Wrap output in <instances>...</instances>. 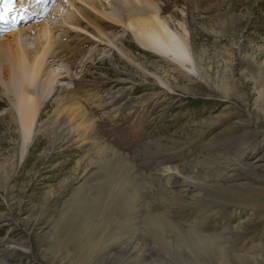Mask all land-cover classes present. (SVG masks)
<instances>
[{
	"label": "rangeland",
	"instance_id": "rangeland-1",
	"mask_svg": "<svg viewBox=\"0 0 264 264\" xmlns=\"http://www.w3.org/2000/svg\"><path fill=\"white\" fill-rule=\"evenodd\" d=\"M89 1L14 0L0 25L1 41L13 17L27 29L49 20L54 40L78 51L54 64L57 88L29 144L0 80V264H81L76 248L100 237L85 253L93 264H194L178 234L150 233L156 215L218 236L246 255L241 264H264V209L252 200L264 196V0H149L144 8L187 43L186 66ZM131 3L120 17L140 12ZM77 20L84 30L68 25ZM35 44L23 37L24 48ZM64 88L82 99L85 126L61 116ZM168 168L181 175H162ZM85 213L98 237L65 238L64 223Z\"/></svg>",
	"mask_w": 264,
	"mask_h": 264
},
{
	"label": "bare ground",
	"instance_id": "bare-ground-1",
	"mask_svg": "<svg viewBox=\"0 0 264 264\" xmlns=\"http://www.w3.org/2000/svg\"><path fill=\"white\" fill-rule=\"evenodd\" d=\"M67 1L73 4L75 0ZM81 1L85 3V0ZM131 2L140 5V12L129 14V18L126 20L122 18V16L120 17L119 14L123 7H125L123 5H129ZM86 4L96 11L97 14L99 13V15L104 16L106 19L125 25L126 29L131 32L138 41L144 43V45L151 46L156 52L173 58L175 61L185 66L191 60L187 43L181 36L178 34L176 35L170 30L168 25L160 17L159 11L156 9L147 10L144 8L146 5L151 6L149 0H90L86 2ZM13 6L12 10L15 7ZM89 14L92 15V12L89 11ZM140 14L143 16H139ZM21 15L23 16V13ZM53 18L54 17H52V19ZM12 21L15 22L12 33L5 36L0 41V80L4 81L8 78L16 94L15 107L21 121L24 144H29L32 139L33 129L40 111L41 103L43 99L47 98L57 88V76L61 74H55L54 67L56 65L54 64H58L65 53L76 55L75 52L78 51H76L75 48L71 50L68 42L62 43L60 40H54L49 20L41 25L35 24L30 26L28 29L27 26H22V22H18L17 17H13ZM8 22H10V12L0 20V25H8ZM79 24L78 20L75 23H68V25L74 29L84 30ZM96 29L100 31L98 27H96ZM25 35L27 38L37 39V44H35L32 50H28L23 46V37ZM49 59L53 60L50 64H48ZM63 90L68 94L69 101L66 102L67 106L62 110L61 116L62 114L70 116L68 117L70 118L69 124L76 123V120H78L81 122V125L85 126V112L81 103L82 99L71 91L70 88H64ZM73 116H75V118H73ZM67 125L68 124H64V128H67ZM79 125L80 124H78L76 128L79 129L80 127L81 129ZM63 134L68 140H71L74 136V129L71 127L68 129L67 133L63 131ZM163 174L169 176L174 175L175 178L181 175L175 172V170L172 171L171 168H168L166 171L164 170L162 175ZM262 193L263 192H258L252 199L254 201L252 202L260 212L264 209V196ZM87 216L88 214L85 213L80 219L70 218V220L66 221L64 226L61 227L63 231L62 234L65 235V238L69 236L68 239L73 241L89 237V234L92 233L94 235L92 234L89 237L90 240L97 238L98 236L95 231L93 232L92 230V233H90L92 228L88 225V222H86ZM150 227H152L150 233L154 235H157L158 232H171L182 237L181 248H183L182 250H184L187 255H191V257L195 258L194 264H241L249 262L246 255L244 256L230 250V247L219 239L218 236L203 235L197 231L192 230L188 232L182 228L173 227V224L169 222L165 216L156 215ZM104 232H106V230ZM101 239L102 237L98 240L91 241L90 245L88 243L89 247L93 248H89L90 251L88 249L86 250V243H84L86 245L76 248V254L78 255V259L81 260V264H93L97 262V260L88 259L85 253L88 251L90 253L92 251L93 253H91L94 254V246L102 245L99 244ZM183 254L182 252H178L179 257H182ZM180 260L183 259L181 258Z\"/></svg>",
	"mask_w": 264,
	"mask_h": 264
},
{
	"label": "snow or ice",
	"instance_id": "snow-or-ice-1",
	"mask_svg": "<svg viewBox=\"0 0 264 264\" xmlns=\"http://www.w3.org/2000/svg\"><path fill=\"white\" fill-rule=\"evenodd\" d=\"M14 0H0V20L12 10Z\"/></svg>",
	"mask_w": 264,
	"mask_h": 264
}]
</instances>
